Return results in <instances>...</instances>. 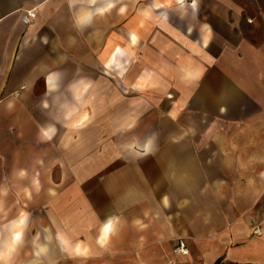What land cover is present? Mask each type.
<instances>
[{"label": "crops", "instance_id": "obj_1", "mask_svg": "<svg viewBox=\"0 0 264 264\" xmlns=\"http://www.w3.org/2000/svg\"><path fill=\"white\" fill-rule=\"evenodd\" d=\"M107 1L0 0V264H264V0ZM116 43L195 132L142 121L131 155L102 147Z\"/></svg>", "mask_w": 264, "mask_h": 264}, {"label": "rangeland", "instance_id": "obj_2", "mask_svg": "<svg viewBox=\"0 0 264 264\" xmlns=\"http://www.w3.org/2000/svg\"><path fill=\"white\" fill-rule=\"evenodd\" d=\"M132 0H124L125 3ZM142 3H147L150 0H140ZM161 0H156L159 2ZM212 4L211 0H205V6H210ZM256 22H253L254 28L259 30V25ZM114 27V25H113ZM138 57L137 55H133L127 64L122 68L121 71H110L109 70V80L110 84L108 86V116L105 120L110 124H108V128H104L105 132H107V141L102 140L100 143L102 147L104 145L110 146L111 149H123L124 154H132L133 148L138 149L137 144L134 147L130 146L132 143L131 140H120L121 136H127L139 122L145 123L147 126V122L150 120L151 126L156 128V131H166V132H195L196 126L191 124L193 122L192 118L196 117L195 110L189 108H180V95L177 90L170 92L171 97H164L161 94H152L151 87H142V85H137V83H147L150 81V77L146 74L145 77H136L135 81L133 79V71H135V67H137ZM113 76V77H112ZM143 84V83H142ZM169 94V93H168ZM123 111L120 120H117V115ZM84 123H82V130H91L92 132H101V118L97 114L98 111L94 108L90 110L86 109L85 111ZM197 116H201L197 114ZM216 114H212L211 118L215 119ZM82 119V118H81ZM188 120V125L183 126L180 125V120ZM83 120V119H82ZM81 120V121H82ZM103 121V120H102ZM167 122V126L165 128L164 123ZM132 123V124H130ZM103 130V132H104ZM80 131L79 129L77 132ZM68 142H59L62 146L67 145ZM78 144L79 142L76 141ZM99 143V144H100ZM158 143V142H157ZM160 143V142H159ZM129 144V145H128ZM140 147H142L141 143H139ZM56 148V143L53 145ZM46 149L50 148L48 144H44ZM100 147V146H99ZM60 156L62 157V151H59ZM79 159V158H77ZM116 159L113 158L110 164L116 165ZM63 164L62 162H60ZM63 166L57 167L54 172H41V173H30L28 174L29 180H65V172H62ZM35 190V189H34ZM34 190L27 189L24 193L25 196L30 197ZM11 195H16L14 190H11ZM19 195V194H17Z\"/></svg>", "mask_w": 264, "mask_h": 264}, {"label": "bare ground", "instance_id": "obj_3", "mask_svg": "<svg viewBox=\"0 0 264 264\" xmlns=\"http://www.w3.org/2000/svg\"><path fill=\"white\" fill-rule=\"evenodd\" d=\"M179 1H183V0H179ZM112 0H108L107 1V6L110 7L113 3ZM165 2L159 1L156 2V7L157 8H161L165 6ZM130 36L132 37V41L133 43H137V35L135 33H130ZM131 52L129 49H127L126 47L122 46L121 43H116L112 49L109 52V57L107 60V66L108 68H112V69H118V70H123L122 68L125 65V61L129 59V57ZM124 58V62L122 61V59ZM168 96H172L171 94ZM20 221V220H19ZM104 228L110 230L112 228V223L110 221L106 222L104 224Z\"/></svg>", "mask_w": 264, "mask_h": 264}, {"label": "built area", "instance_id": "obj_4", "mask_svg": "<svg viewBox=\"0 0 264 264\" xmlns=\"http://www.w3.org/2000/svg\"><path fill=\"white\" fill-rule=\"evenodd\" d=\"M36 16L35 11H29L25 16H24V21L27 23H30ZM24 87V86H23ZM255 232L258 234L262 233V228L260 226H257L255 228ZM189 252V248L187 245V241L184 237H179L178 238V243L177 245L173 248V255L177 254H186ZM177 261L175 258H170L167 262V264H176Z\"/></svg>", "mask_w": 264, "mask_h": 264}]
</instances>
